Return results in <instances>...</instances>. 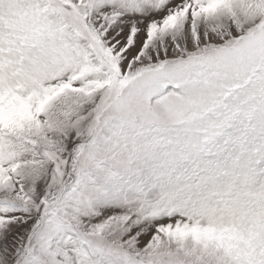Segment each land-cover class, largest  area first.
I'll use <instances>...</instances> for the list:
<instances>
[{"label": "snow or ice", "instance_id": "1", "mask_svg": "<svg viewBox=\"0 0 264 264\" xmlns=\"http://www.w3.org/2000/svg\"><path fill=\"white\" fill-rule=\"evenodd\" d=\"M0 264H264V0H0Z\"/></svg>", "mask_w": 264, "mask_h": 264}]
</instances>
